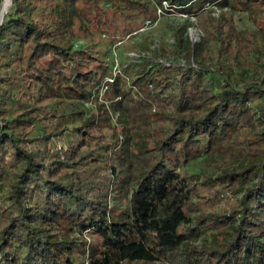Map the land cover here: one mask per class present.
<instances>
[{
  "label": "trees",
  "instance_id": "16d2710c",
  "mask_svg": "<svg viewBox=\"0 0 264 264\" xmlns=\"http://www.w3.org/2000/svg\"><path fill=\"white\" fill-rule=\"evenodd\" d=\"M109 1L120 10L126 0ZM166 1L199 13L203 41L187 42L197 66L152 72L143 63L134 91L111 77L109 106L99 102L70 129L83 111L66 89L90 94L97 75L57 35L79 4L86 17L102 7L12 0L0 27V264H264V27L238 29L227 12L204 11L213 0ZM236 2L264 12V0ZM116 14V28L131 16ZM102 27L113 41L109 24ZM212 69L223 80L217 90ZM118 111L116 127L110 115ZM57 138L68 150L54 149ZM129 149L139 173L127 205L114 211L108 192L123 182L116 161ZM200 158L214 169L201 182L171 168ZM203 235L201 246L192 244Z\"/></svg>",
  "mask_w": 264,
  "mask_h": 264
},
{
  "label": "rangeland",
  "instance_id": "374dc122",
  "mask_svg": "<svg viewBox=\"0 0 264 264\" xmlns=\"http://www.w3.org/2000/svg\"><path fill=\"white\" fill-rule=\"evenodd\" d=\"M111 2L109 0H97L102 10L97 11L95 14L93 11L94 7H91V17H86V10L88 9L82 6L84 3L82 5L79 4V8L75 10L76 18L73 19L74 21L71 20L70 23H62L60 25L61 31L57 35L59 41L71 45V51L84 52L87 58H82L79 55V64L83 65L84 69L91 70V72L97 75L95 78L97 79L96 82L94 81V85L90 86L92 88L90 94L85 92L83 96H78L73 89H66L70 94L67 97L68 101L77 104V108L83 111L82 114H79V118H74V124L69 126L70 129L74 126H80L81 120L96 112L95 107L99 102L104 103L106 107L109 106L110 102L105 100V95L107 83L113 81L111 77L116 79L115 83H117L118 88L126 87L125 89L134 91L133 83L142 77L140 68L143 63H148V68L152 72L158 70L160 67L171 64H177L186 68L197 66L190 57L191 51H188L187 42L190 41L193 46L203 41V33L198 25L196 16L199 13H185L182 9L174 7L166 0H162L161 2L156 0H126L120 10H125L127 13L131 12V16L125 17L124 24L116 28L111 21L114 18L118 19L116 13L120 10H115L114 7H111ZM252 7L253 9L250 10L244 5L240 9L237 7L236 0H213L206 4L203 10L208 11L210 8H213L215 11L214 15L217 16L222 12H227L233 16L238 29L254 30L258 27H264V12L261 10L259 4L252 5ZM12 8L13 2L6 15L11 12ZM92 15H96L94 19L96 22L94 23L95 26L91 25L93 24ZM133 19H135L136 23H133ZM105 22L113 30L111 31L113 33L110 35L114 37L113 41L108 39L109 33L104 32L105 28L102 26ZM68 67H70V63ZM68 67L64 66L61 72H69L70 69ZM214 72V69H212V72L208 76L211 77L210 87L217 90L220 84L223 83V80ZM249 74L247 76H250V80L257 79L256 76L254 77L253 72ZM122 79L125 80L126 84H122ZM65 83L66 81H62L60 84L66 85ZM120 119L124 120L121 111L110 115V123L113 126L119 127ZM2 126L0 123V128ZM102 131L107 138L113 135V130L108 127L103 128ZM67 137L69 140L74 139L71 131L67 133ZM120 137L123 138L121 132ZM58 143L63 145L62 151L68 150L67 140L54 139L53 147L55 150L58 149ZM131 145L132 143L130 142ZM122 158L116 161V165L118 167V177H121L123 182L118 184L115 189H111L110 187L108 192L109 206L115 208L114 211H118L117 207L127 205L131 192L135 187V177L139 173L138 168H136L135 158L130 149L124 153ZM171 168L190 177L193 182H201L208 172V174L214 173V169L205 165L203 158L195 161L187 160L177 168L173 166ZM232 168L238 171L240 165L236 164ZM188 215L193 218L195 216L194 213H188ZM207 238L206 235H203L193 240L192 244L201 246ZM78 240L79 242L82 241L80 238ZM88 241L92 244L98 243L96 235H89ZM123 264L170 263L164 259H160L153 263L125 262Z\"/></svg>",
  "mask_w": 264,
  "mask_h": 264
},
{
  "label": "bare ground",
  "instance_id": "6f19581e",
  "mask_svg": "<svg viewBox=\"0 0 264 264\" xmlns=\"http://www.w3.org/2000/svg\"><path fill=\"white\" fill-rule=\"evenodd\" d=\"M11 5H12V0H3L2 7H1V10H0V18L3 15H6V13L9 11Z\"/></svg>",
  "mask_w": 264,
  "mask_h": 264
},
{
  "label": "water",
  "instance_id": "95a60500",
  "mask_svg": "<svg viewBox=\"0 0 264 264\" xmlns=\"http://www.w3.org/2000/svg\"><path fill=\"white\" fill-rule=\"evenodd\" d=\"M4 18H5V15H3V16L1 17V20H0V27H1L2 23L4 22Z\"/></svg>",
  "mask_w": 264,
  "mask_h": 264
},
{
  "label": "built area",
  "instance_id": "2783aa9c",
  "mask_svg": "<svg viewBox=\"0 0 264 264\" xmlns=\"http://www.w3.org/2000/svg\"><path fill=\"white\" fill-rule=\"evenodd\" d=\"M58 149H60V150L63 149V145L61 143H58Z\"/></svg>",
  "mask_w": 264,
  "mask_h": 264
}]
</instances>
